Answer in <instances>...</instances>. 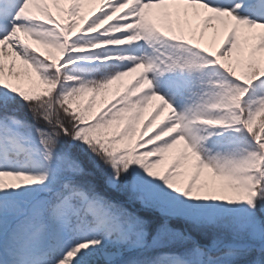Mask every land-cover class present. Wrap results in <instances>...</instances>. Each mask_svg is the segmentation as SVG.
I'll use <instances>...</instances> for the list:
<instances>
[{"label": "snow or ice", "instance_id": "1", "mask_svg": "<svg viewBox=\"0 0 264 264\" xmlns=\"http://www.w3.org/2000/svg\"><path fill=\"white\" fill-rule=\"evenodd\" d=\"M0 264H264V0H0Z\"/></svg>", "mask_w": 264, "mask_h": 264}, {"label": "rangeland", "instance_id": "2", "mask_svg": "<svg viewBox=\"0 0 264 264\" xmlns=\"http://www.w3.org/2000/svg\"><path fill=\"white\" fill-rule=\"evenodd\" d=\"M211 39H212L211 33H208V35H207L206 38H205V42H206V43H207V42H210ZM33 77H35V74H34V73H33ZM25 86H27V82H26V81H25ZM100 106H101V105H100V103H99V101H98V103H97V109H99Z\"/></svg>", "mask_w": 264, "mask_h": 264}]
</instances>
